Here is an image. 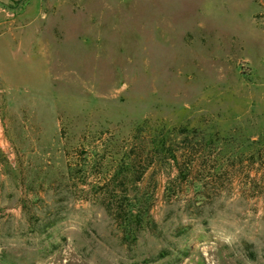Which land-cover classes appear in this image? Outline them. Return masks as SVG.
<instances>
[{
  "label": "rangeland",
  "instance_id": "1",
  "mask_svg": "<svg viewBox=\"0 0 264 264\" xmlns=\"http://www.w3.org/2000/svg\"><path fill=\"white\" fill-rule=\"evenodd\" d=\"M0 264H264V0H0Z\"/></svg>",
  "mask_w": 264,
  "mask_h": 264
},
{
  "label": "trees",
  "instance_id": "2",
  "mask_svg": "<svg viewBox=\"0 0 264 264\" xmlns=\"http://www.w3.org/2000/svg\"><path fill=\"white\" fill-rule=\"evenodd\" d=\"M131 138L136 139V138H137V134H136V133L132 134ZM141 141H142V142H141ZM147 147H148V140H147V138H146V139H144V138L141 139V140H140V143H139V145H138V147H137L138 149L134 152V154L137 155V157H136V155H135V158H138V156L140 157V156L142 155V153H143V150H144V149H147ZM120 160H121V159H119L118 164H121V161H120ZM132 161H135V159L131 160L129 164H131ZM138 161H139V160H138ZM139 163H141V161H139ZM139 163H138V164H139ZM133 164H135V163H133ZM136 166H137V167L139 166V168L136 167V170H134V171H135L136 173L141 172V171H142V168H143V165H142V164H139V165L136 164ZM128 167H129V166H128ZM129 168H132V166L130 165ZM116 173H118V172H116ZM135 180H136V179H135ZM121 184H122V185H126V180H122V181H121Z\"/></svg>",
  "mask_w": 264,
  "mask_h": 264
}]
</instances>
